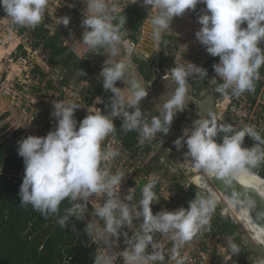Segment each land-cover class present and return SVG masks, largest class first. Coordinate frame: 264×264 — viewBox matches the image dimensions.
<instances>
[{
    "label": "clouds",
    "instance_id": "obj_1",
    "mask_svg": "<svg viewBox=\"0 0 264 264\" xmlns=\"http://www.w3.org/2000/svg\"><path fill=\"white\" fill-rule=\"evenodd\" d=\"M48 2L0 0V7L13 25L35 28L44 19ZM199 3L206 5V9L197 17L201 27L195 36L208 54L219 57L212 65L222 81L216 86V92L237 97L245 92L254 93L260 79L259 70L264 66V50L259 46L264 42V0H143L144 6L158 9L151 18L153 39L159 44L162 33L171 27L173 19L187 10H195ZM86 4L88 14H84L81 21L83 43L93 51L103 48L111 56L118 55L121 47L126 53L124 59L111 62L110 66H106L105 61L100 71L103 89L112 93L110 104L105 105L109 110L87 108L88 114L78 122L75 112L84 106L76 102L53 101L54 130L45 136L30 134L17 142V153L25 166L18 193L20 205H31L47 217L58 215L61 204L68 200L71 206L58 219L60 227L65 228L72 217L84 220L89 201L98 197L102 203L93 208L91 215L103 221L105 248L118 247L120 236L125 237L126 247L119 253L125 264H163L164 250L154 239L157 233L171 234L174 241L171 259L175 264H186L187 257H181L179 250L202 229L210 228L216 208L214 195L195 196L187 208L181 206L153 213L152 205L159 201L154 191L159 177H153L143 187L139 203L133 204L132 188L121 196L125 173L113 174L102 167L119 156L120 151L112 146L102 147V142L115 133L116 118L122 119L121 127L125 132H140V144L157 137L158 133L166 136L176 114L184 110L189 78L198 76L203 81L208 70L193 62L173 67L171 74L178 86L164 103L161 116L147 122L140 103L148 96V88L132 79L131 95L125 97L116 86L131 65L132 47L124 42L121 31L127 17H120L118 23H114L117 19L113 15L115 9L109 7L108 0H86ZM63 17L60 24L67 27L70 17ZM245 23L246 27H243ZM101 102L102 98L97 97V103ZM221 133L222 142H217L216 137ZM246 135L255 141L251 147L244 146ZM173 143L177 150L186 145L185 159L196 169L223 177L228 183L231 177L264 163V136L254 126L238 128L231 123L219 122L211 112L205 118L195 119L191 127H185ZM136 220H141L139 230L129 237L123 229ZM84 231L88 235L94 234L97 221L87 220ZM229 247L233 255L241 251L234 242L230 241ZM94 264H113L111 252L95 255ZM258 264H264V260Z\"/></svg>",
    "mask_w": 264,
    "mask_h": 264
},
{
    "label": "rangeland",
    "instance_id": "obj_2",
    "mask_svg": "<svg viewBox=\"0 0 264 264\" xmlns=\"http://www.w3.org/2000/svg\"><path fill=\"white\" fill-rule=\"evenodd\" d=\"M130 1L144 6L143 0ZM127 2L128 0H108L109 7L115 9L113 15L119 12L121 8L127 4ZM76 4L78 5L76 9L77 19L75 20L74 15L72 26H64L60 31L63 36V38L61 39L62 44H72L70 47H73L71 48V50L74 49V51L78 50L80 43H83L82 33L84 31V28L81 25V20L83 18L80 15L82 0H76ZM82 8H86L87 10L86 1L85 6ZM205 9L206 5H204L203 3H199L197 4L195 10H187L184 15L175 17L171 23V27L162 33L163 39L159 44H157V42L153 39L151 25V18L152 16L157 14L158 9H149L146 18L144 19L141 27L138 29L140 33L139 37L136 39L139 40V47L137 48L136 52H133L131 54L130 66L135 65L136 67L134 66V68L137 72L134 74L126 71L125 78H123V80L121 81L116 82V86L121 88V91L125 95V97L131 95L130 82L132 79H137L138 81L142 79L141 81L145 83L144 81L146 80L142 77V72L148 73L150 75L153 74L151 80L154 81L156 78L155 74L157 76L168 75L172 77L171 69L177 65H186L187 62H193L197 66H203L208 70V76L203 81H201L198 76L190 77L188 89L192 87L193 84H196L199 89L204 88L206 93L216 91V86L219 83H222V81L216 76L212 65L214 63H217L219 59L211 62L210 59L212 56L207 53L205 46L201 45L195 36V33L201 27V25L197 22V17L203 14V11ZM73 13H75V10ZM73 13H71L70 16ZM143 26H145V28H143ZM242 26L246 27V23ZM15 27L16 30L8 31L6 29V25L0 24V117L4 116V119L0 120V122H8L12 129L21 126L24 128L27 135L31 134L45 136L50 130H54L56 126V120L51 116L53 108L51 109L49 107L50 102L56 96L69 98V96H72L70 95L71 92H74V94L81 93V91H83L82 88L83 86H85V83H62L59 69H51L45 62L41 49L39 47H33V39L31 34L26 31L20 32V26L15 25ZM131 33L132 31L129 28H126L122 32L123 39H133L131 37ZM63 42L66 43L64 44ZM84 45V50L88 52V54H93V58L90 61V66L92 69H95V67H99L100 69H102L105 61L106 66H110L111 62H118L121 59L125 58V53L122 47L120 48L118 55L111 56L110 54H106L105 49L103 48H99L93 51L90 50L86 44ZM18 46H20V48ZM261 48L262 50H264V47ZM137 66H140V70ZM41 68L46 72L44 71V75H42L41 77L42 79L39 78V81H36L35 78L37 76L34 75L41 74ZM136 74L140 79L136 76ZM213 81H215V83H213ZM44 82H49L51 84L50 87L52 88L47 87V83ZM144 86L147 87V84ZM194 88H196L195 85ZM171 92L172 90H170V93L166 94L164 99H166V97L167 99H170ZM223 96L225 97V101L217 104L214 110V104L208 103V100H212V98L205 97L201 102H199V105L197 107L191 102L188 103V105H193V107H196L198 109L200 108L199 112L194 113V111L190 108L188 110H185V112L178 113L176 117H183L181 120L186 122V127H191L192 120L198 119L199 117L205 118L212 110L217 119V116H219L224 110V112H226V110L228 112V108L230 105H235L239 109L240 113L243 114L245 113L246 108H248L251 103L249 97L245 95V93L238 97L232 95ZM149 98L150 96L145 97L140 103L143 104V107L146 108L147 113L149 114L156 108L162 111V104H164L163 100L161 98L157 99L155 101V105H153ZM255 102L264 104L263 87L260 90L259 94L256 96ZM147 113L144 116H146ZM159 113L161 115V112ZM248 119H253V116H248ZM181 135L182 131H179L177 126L173 125L172 123L170 131L166 136H162V134L158 133L157 137L145 140L154 144L153 150L150 152V154H144L140 146L134 154L128 151L126 153V151H124L125 160L131 161L132 159H134V163L142 164L149 173H153L159 177L154 191L159 190L160 185L163 184L162 181L168 182L171 190L169 191L170 195L168 196L170 199L163 205L153 206L155 207V213L157 211H160L161 209L175 210L180 205L179 203L175 202L174 194L171 189L172 178L176 175V172H178V174L182 173L181 179L189 180L192 176H194L193 179L195 180V174L197 173V171L195 174H193V172L187 170V164L190 161L186 160L184 156V153L187 151L186 145L181 150H177L173 143L177 139V137H180ZM138 138L139 140L141 139L140 132H138ZM105 144L106 140L102 142V145ZM156 147L158 149H156ZM158 151V154L160 155V153H162L163 157H160L159 160L157 157L154 162L151 161V158ZM163 154L170 158V160L166 161L167 165L165 167V170L160 167V164L165 161L166 157ZM117 158L118 156L115 158V161L117 160ZM115 161L112 162L110 160L108 162H105L102 167L108 170L110 168H114ZM131 169H136L135 165L132 163L127 165L125 177L122 181V197L127 194L130 186L134 184L131 183V181H133L134 177H137L138 175V173L135 172L131 173ZM132 192V203L138 204L140 198H142V191L139 188H137L136 190L135 187L134 189H132ZM209 192L211 194L205 193V197L214 195L216 204H222L221 212L223 215H229L231 217L234 216L229 209L227 201L223 197L213 191ZM100 203H102V201L98 197L93 198L89 201L84 220L86 222L89 219L97 221V231L93 234V236L95 242L97 243V251L99 255H103L106 252L110 251L113 256V264H125L123 257L119 254L120 251H122L126 247V244L124 243L125 237L123 235L120 236L118 247H115L111 250L105 248L106 237L102 235L103 221H99L97 218L92 217L91 215V213L93 212V208ZM141 220L134 221V223L130 227L125 226L123 231L127 232V235L131 237L135 232L139 230V223L141 222ZM206 228L210 229L209 227ZM241 234L244 238L245 243H248L246 252L249 253L250 256L246 259H257L258 257L256 258V256L254 255V250L257 249L256 243L253 241L251 236H249V233L245 234L244 232H241ZM219 238L227 246V240H225L222 236H220ZM239 254L244 257L241 252ZM165 262H167L166 256L163 264ZM156 264H160V262H156ZM169 264L175 263H172V261H170Z\"/></svg>",
    "mask_w": 264,
    "mask_h": 264
},
{
    "label": "trees",
    "instance_id": "obj_3",
    "mask_svg": "<svg viewBox=\"0 0 264 264\" xmlns=\"http://www.w3.org/2000/svg\"><path fill=\"white\" fill-rule=\"evenodd\" d=\"M149 9L128 0L127 4L114 15L117 18L114 23H118L120 17H127L121 31L129 28L132 31L131 37L136 39L137 31ZM0 14H5L2 7H0ZM74 15L76 20V10L70 16L68 27L72 26ZM19 31L31 34L33 47L41 49L45 62L51 69H59L62 83L79 84L92 72L93 76L84 89L85 99L90 102L96 96L101 97L103 101L100 103L101 110L104 112L109 110L105 105L110 104L112 93L103 89L101 69L91 68L90 61L93 54H88L84 50V43H80L78 50L66 56L69 44H62L60 31L50 33L39 27H20ZM260 47H264V42H261ZM217 59L219 57L212 56L210 60L214 62ZM259 71L260 79L256 83L255 92H245L252 102L255 101L262 87L264 90V66ZM3 119L4 116H1L0 120ZM115 124L114 134L121 137L125 147L133 148L135 153L140 146L144 154H150L153 150L152 143L145 141L140 144L139 131L125 132L121 127L122 123L115 120ZM26 136L28 135L23 127L18 126L12 129L8 122H0V264H94L95 255L99 253L93 234L88 235L84 231L86 221L72 217L65 228L60 227L58 223V219L64 215V210L71 206L68 200L61 204L58 215L47 217L35 211L31 205H20L18 193L25 166L23 158L17 153V142ZM158 153L159 151L155 153L151 161L154 162L157 157L158 160L163 157L162 153L160 155ZM168 160L170 158L166 156L165 161L160 164L164 170ZM253 171L254 169H251L250 172L253 173ZM181 174L176 172L173 176L171 189L175 202L187 208L188 202L195 196H205L192 180L181 179ZM259 174L264 177V172ZM221 206L222 204H216L210 229L224 237L228 246L230 241L236 243L246 259L250 256L246 252L248 243L244 241L239 224L231 216L223 215ZM254 255L259 256L256 253Z\"/></svg>",
    "mask_w": 264,
    "mask_h": 264
},
{
    "label": "built area",
    "instance_id": "obj_4",
    "mask_svg": "<svg viewBox=\"0 0 264 264\" xmlns=\"http://www.w3.org/2000/svg\"><path fill=\"white\" fill-rule=\"evenodd\" d=\"M85 1L86 0H82V7L85 6ZM77 6L78 5L76 4V0H49L47 13L44 19L41 21V23L36 27L49 31L50 33L54 31H61L64 27L62 23L60 24V21L64 18L63 16H70V14L77 9ZM82 7L80 8V15L82 16V18H84V14H88V12L86 8H82ZM0 24L6 25V29L8 31L16 30L15 25L11 23V19L6 15V13L4 15L0 14ZM143 28H145V26H143ZM62 38L63 36H61V39ZM123 40L125 43L131 45L132 47L131 54L133 52H136L137 48L139 47L138 39L126 38ZM63 43L65 44L66 42ZM122 49L124 50L125 53V49L123 47ZM34 76H37L35 78L36 81H39V78L42 77L40 74H36ZM92 76L93 74L91 72L89 76L81 82V83H85V86H83L82 88L83 91H81V93L74 94V92H71L70 95L72 96H69V98L56 96L50 102L49 107L52 109L53 101H58V100H61L65 103L76 102L84 106L80 109H77L75 112V117L78 122L88 114L87 108H90L92 111H99L101 107H100V103H97L98 96L94 97L90 102L85 99L84 89L87 87L88 82L90 81ZM48 84L49 82L47 83V87H50L51 84L50 85ZM109 145L118 148L120 151V155L118 156L117 160L116 161L115 159L111 160L112 162L115 161L114 168L109 169L111 173L115 174L118 171H123L125 173L127 165L131 163L134 164L136 167V169L130 170L131 173L134 172L138 173L137 177L135 176L134 179L132 178L134 182L131 181V183L134 184L131 185L130 188L134 189L136 187V190L137 188H139L142 191L143 187L145 186V183H148L149 180L153 177H158L153 173H149L148 170L144 168L142 164L134 163V159H132L131 161H127L124 159V154H125L124 151H126V153L127 151L133 153V148L125 147L123 145L121 137L115 134L109 135L106 138V144L102 145V147L105 146L107 147ZM162 182L163 184L160 185L159 190L155 191L157 197L159 198V201L152 205L153 213H155L154 212L155 207L153 206L163 205L165 202H168L170 199L168 196L170 195L169 191L171 190L168 185V182L165 181ZM181 206L182 205H179L178 208ZM219 237H220L219 234L214 233L212 229H207V228L202 229L201 232L196 237H194L192 241L186 243L184 247L179 250L180 256L187 257L186 264H258V261L264 260V256H261L257 259H245L240 254L233 255V253L229 249L228 244L226 246V244L222 242ZM154 239L155 242L162 247L165 256L167 257V262H165L164 264H169L170 261H172V263H175V261L171 259V255H172L171 250L174 246V241L171 239V234H157L154 237Z\"/></svg>",
    "mask_w": 264,
    "mask_h": 264
},
{
    "label": "flooded vegetation",
    "instance_id": "obj_5",
    "mask_svg": "<svg viewBox=\"0 0 264 264\" xmlns=\"http://www.w3.org/2000/svg\"><path fill=\"white\" fill-rule=\"evenodd\" d=\"M71 45L72 44H69L66 56H68L71 52H74V49L71 50V48H73V47H70ZM134 66H129V68L126 71L135 74L137 71L135 70ZM137 67H139V70H140V66H137ZM137 74H136V76L138 77ZM152 75L142 72V77L146 81H144L145 83H143L141 81L142 79L139 80L140 82L143 83V85L147 84L148 96H150L149 100L152 102L153 105H155V101L157 99H160V98L163 100L164 103L167 102V100H168L167 97H166V99H164V98H165L167 93H170V90H172L171 96L174 94L175 89L178 86L176 81L173 79V77H170L168 75L157 76L156 74H155V77H156L155 80L152 81L151 80ZM124 78H125V76H124ZM194 85L196 88H194ZM205 97H211L212 98V100H208V103L214 104V106L212 105L213 110L215 109L217 104H220V103L225 101V97L223 95L219 94L218 92L215 91V92L206 93L204 88L199 89L198 86H196V84H193V86L188 89L186 99H185V103L183 106L184 110L181 112H178V113L185 112V110H188L190 108L194 111V113L199 112L200 108L198 109L196 107L199 105V102H201ZM220 98H222L221 101H219ZM190 102L193 103V105H195L196 107H193V105H188V103H190ZM162 105H164V104H162ZM140 107H141L142 111H144V115H145L147 113L146 108L143 107V104H140ZM257 108H259V109H257ZM213 110L211 111L212 113H213ZM224 111L219 116H217V120L219 122L231 123L235 127H238V128H243L244 126L251 125V126H254L256 128V130L262 136H264V104L263 103H260V102L257 103L255 101H253V102L251 101L249 107L246 108L245 113H243V114L240 113L239 109L235 105H230L228 108V112H227V110H226V112H224ZM159 112H161V110L156 108L152 112L149 113L150 115L147 113V115L144 116V118H146L145 120L147 122H150L153 117L161 116ZM177 114H176V116H177ZM248 116H253V119H251V120L248 119ZM182 118L183 117L179 116V117H176L173 121V125H176L179 131H182L187 125L185 121L181 120ZM116 119L119 122H122L121 118H116ZM193 121L194 120H192V122ZM176 122H177V124H176ZM191 126H192V123H191ZM222 137H223V133L219 134L216 137L217 142H222ZM254 143H255V141H253L250 137H248L247 135L245 136L244 146L251 147ZM153 146H154V144H152V148H153ZM156 149H158V148L156 147ZM187 165H188L187 170L190 172H193V174H195L197 170L192 165V162L191 161L188 162ZM263 167H264V163H261L258 167L253 168L254 169L253 173L260 176L259 173L263 172V170H264ZM193 177L194 176H192L190 180L194 181ZM199 190L203 193L204 196H205V193L211 194L208 190H205L204 188H199ZM232 217L239 224L240 232H244L245 234L249 233V231L244 227V225H242L240 220H238L235 216H232ZM249 236H251L250 233H249ZM251 238L256 243V248L258 249V250L257 249L254 250V254L256 253L257 255H259L258 257L264 256V246L261 245V243L256 242V239L254 237L251 236Z\"/></svg>",
    "mask_w": 264,
    "mask_h": 264
},
{
    "label": "water",
    "instance_id": "obj_6",
    "mask_svg": "<svg viewBox=\"0 0 264 264\" xmlns=\"http://www.w3.org/2000/svg\"><path fill=\"white\" fill-rule=\"evenodd\" d=\"M139 33L138 31L136 38L139 37ZM221 99L222 98H220L219 101ZM206 180L205 186L195 180L193 182L199 188H209L220 194L234 198L239 202H243L247 208L249 218L253 223L252 228L259 229L260 232L264 233V185L262 183L253 179L245 181L239 174L231 177L230 183L226 182L223 177L209 174H206ZM244 227L247 229L246 226ZM252 228L247 230L252 231ZM256 242L258 241L256 240ZM259 243L264 246L263 242L260 241Z\"/></svg>",
    "mask_w": 264,
    "mask_h": 264
},
{
    "label": "bare ground",
    "instance_id": "obj_7",
    "mask_svg": "<svg viewBox=\"0 0 264 264\" xmlns=\"http://www.w3.org/2000/svg\"><path fill=\"white\" fill-rule=\"evenodd\" d=\"M196 169V168H195ZM197 170V169H196ZM206 174L205 172H203L202 170H197V173L195 174V181L200 183L201 185L205 186L207 180H206ZM208 175V174H207ZM239 176L245 180V181H249L251 179L256 180L260 183H262L264 185V178L252 173L250 171H246V172H241L239 174ZM205 190L208 191H213L209 188H205ZM217 194H219L221 197H223L229 206V209L231 210V212L233 213V215L241 221V223L244 224V226L247 227V229L252 228V221L249 218L248 212H247V208L245 206V204L243 202H239L237 200H235L234 198H231L229 196L220 194L216 191H213ZM252 231L249 230V233L251 234L252 237H254L258 242H263L264 243V233L260 232L259 229L256 228H252ZM253 232V233H252Z\"/></svg>",
    "mask_w": 264,
    "mask_h": 264
},
{
    "label": "crops",
    "instance_id": "obj_8",
    "mask_svg": "<svg viewBox=\"0 0 264 264\" xmlns=\"http://www.w3.org/2000/svg\"><path fill=\"white\" fill-rule=\"evenodd\" d=\"M41 71H42V72H41L40 75L42 76V75H44V71H45V70L41 68ZM45 72H46V71H45Z\"/></svg>",
    "mask_w": 264,
    "mask_h": 264
}]
</instances>
